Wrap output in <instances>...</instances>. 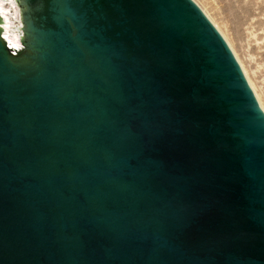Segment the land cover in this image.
<instances>
[{
  "label": "water",
  "instance_id": "1",
  "mask_svg": "<svg viewBox=\"0 0 264 264\" xmlns=\"http://www.w3.org/2000/svg\"><path fill=\"white\" fill-rule=\"evenodd\" d=\"M0 264H264V110L194 0H0Z\"/></svg>",
  "mask_w": 264,
  "mask_h": 264
},
{
  "label": "rangeland",
  "instance_id": "2",
  "mask_svg": "<svg viewBox=\"0 0 264 264\" xmlns=\"http://www.w3.org/2000/svg\"><path fill=\"white\" fill-rule=\"evenodd\" d=\"M194 1L221 32L242 68L245 67L247 72L243 71L264 106V0Z\"/></svg>",
  "mask_w": 264,
  "mask_h": 264
},
{
  "label": "bare ground",
  "instance_id": "3",
  "mask_svg": "<svg viewBox=\"0 0 264 264\" xmlns=\"http://www.w3.org/2000/svg\"><path fill=\"white\" fill-rule=\"evenodd\" d=\"M12 7H13V10H14L15 14H17V9H16V7H15L14 5H12ZM244 69H245V67H244ZM244 69H243V70H244ZM245 71L247 72L246 69H245ZM245 71H244V72H245ZM245 74H246V73H245ZM247 74H248V73H247ZM249 81H250L252 87L254 88V90H255V92H256L258 98H259V94L257 93V90L255 89V86L253 85V83H252V81H251L250 78H249ZM261 105H262V107L264 108L263 103H261Z\"/></svg>",
  "mask_w": 264,
  "mask_h": 264
}]
</instances>
